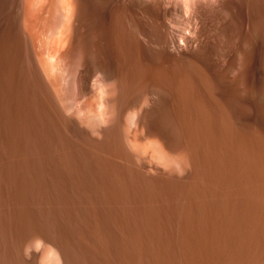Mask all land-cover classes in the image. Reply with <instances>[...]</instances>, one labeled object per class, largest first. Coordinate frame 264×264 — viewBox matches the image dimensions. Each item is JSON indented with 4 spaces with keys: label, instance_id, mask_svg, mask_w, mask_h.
<instances>
[{
    "label": "rangeland",
    "instance_id": "1",
    "mask_svg": "<svg viewBox=\"0 0 264 264\" xmlns=\"http://www.w3.org/2000/svg\"><path fill=\"white\" fill-rule=\"evenodd\" d=\"M107 1L0 0V264H61L39 230L73 264H264V97L243 99L242 78L219 70L119 52ZM86 49L109 69L88 92ZM118 79L123 96L167 87L141 144L125 141L133 112L102 114ZM158 131L173 146L170 170L189 177L148 178L122 163L121 142L135 164L147 149L162 165Z\"/></svg>",
    "mask_w": 264,
    "mask_h": 264
},
{
    "label": "bare ground",
    "instance_id": "2",
    "mask_svg": "<svg viewBox=\"0 0 264 264\" xmlns=\"http://www.w3.org/2000/svg\"><path fill=\"white\" fill-rule=\"evenodd\" d=\"M105 7L109 11L108 20L114 32L115 45L119 52H135L150 61L162 59L172 63H192L210 71L219 70L225 81L232 82L238 78H242L238 85L243 99L251 101L260 100L264 97V0H109L106 2ZM110 11H112V14ZM78 25L79 19L74 18L71 49H74L77 44L76 33ZM58 53L57 51L56 54ZM111 65L113 69L118 71L119 63L116 56L113 57ZM108 70L104 62L100 59L94 60L92 51L86 49L81 57V69L79 73L80 88L84 92L90 91L95 81L100 82L107 78ZM143 87H149L146 94L140 95L131 92L123 96V88H121L120 80L118 79L112 88V95L103 98L102 101V105H104L102 114L104 117L110 114L119 116L123 111L127 110L134 113V128L125 139L126 143L130 145L141 144L142 140L150 135V129L144 118L155 112L160 103L168 100L167 87L165 85L157 83L149 86L148 84H143ZM100 90L102 89L100 88ZM122 100L125 102L124 108L120 105ZM142 127H144V130H141ZM157 134L161 140L159 143L161 158L163 160L162 165L154 162L152 152L147 149L141 157L140 163L135 164L131 153L123 142L120 143L124 151L123 159L125 160L122 163H126L128 168L136 170L142 176L148 178L169 177L185 179L189 177L191 171L189 168H184L180 174L173 173L170 170L171 168H169L168 163L170 158H172L170 157V153L173 152V146L166 133L158 131ZM185 156L188 162L193 165L194 157L192 153L186 151ZM37 234L44 240L55 244L61 264H73L72 257L67 248L62 245L63 242L60 244L45 231L39 230ZM158 247L157 250H159ZM250 260L253 261L252 258Z\"/></svg>",
    "mask_w": 264,
    "mask_h": 264
}]
</instances>
